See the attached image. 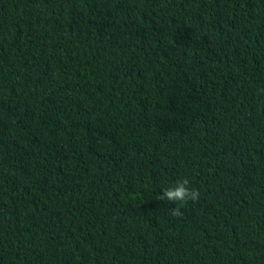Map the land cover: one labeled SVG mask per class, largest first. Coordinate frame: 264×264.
<instances>
[{"label":"trees","instance_id":"trees-1","mask_svg":"<svg viewBox=\"0 0 264 264\" xmlns=\"http://www.w3.org/2000/svg\"><path fill=\"white\" fill-rule=\"evenodd\" d=\"M0 264H264V0H0Z\"/></svg>","mask_w":264,"mask_h":264},{"label":"clouds","instance_id":"clouds-1","mask_svg":"<svg viewBox=\"0 0 264 264\" xmlns=\"http://www.w3.org/2000/svg\"><path fill=\"white\" fill-rule=\"evenodd\" d=\"M159 194V200L163 202L183 203L188 200H197L199 197L198 190L190 186L188 179H177L174 183L167 187H163ZM179 214V210L176 209L173 215Z\"/></svg>","mask_w":264,"mask_h":264}]
</instances>
